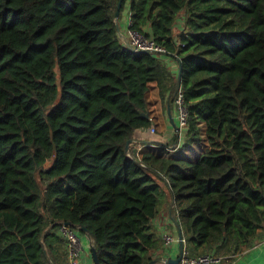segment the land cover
I'll return each mask as SVG.
<instances>
[{
    "label": "trees",
    "instance_id": "16d2710c",
    "mask_svg": "<svg viewBox=\"0 0 264 264\" xmlns=\"http://www.w3.org/2000/svg\"><path fill=\"white\" fill-rule=\"evenodd\" d=\"M124 10L168 53L132 50ZM153 84L175 147L205 123L197 160L127 151L152 125ZM165 199L191 256L264 227V0H0V264H70L65 222L100 264L156 261Z\"/></svg>",
    "mask_w": 264,
    "mask_h": 264
},
{
    "label": "crops",
    "instance_id": "0c3cea01",
    "mask_svg": "<svg viewBox=\"0 0 264 264\" xmlns=\"http://www.w3.org/2000/svg\"><path fill=\"white\" fill-rule=\"evenodd\" d=\"M128 17L120 25L124 34L127 33ZM122 23L124 26H122ZM148 112L152 122L151 127L138 130L135 133V138L139 140V143L136 145L139 158H142L146 153H152L161 158L167 157L195 161L208 147L209 142L205 132V123L201 124L203 128V140L201 142H194L191 145L178 148L175 147V144L171 143L177 130L170 118L171 116H175L177 119V113L173 116L170 110L168 112L164 110L160 90L156 84H153L148 91ZM152 127L155 128V131H152ZM142 141L147 142L142 143ZM168 143L173 145H165ZM170 203L169 199H165L160 213L151 222V232L154 233L159 243L157 249L152 253L156 261L176 258L180 255V244L178 242H174L170 246H166L163 242V234L166 232L179 237V228L174 222L175 217L170 213L173 204L170 205ZM80 236L84 248L80 264H94L91 255V237L87 233H80ZM222 257L224 264H264V227L260 228L257 237L251 244L244 245L238 252L224 253Z\"/></svg>",
    "mask_w": 264,
    "mask_h": 264
},
{
    "label": "built area",
    "instance_id": "2783aa9c",
    "mask_svg": "<svg viewBox=\"0 0 264 264\" xmlns=\"http://www.w3.org/2000/svg\"><path fill=\"white\" fill-rule=\"evenodd\" d=\"M132 20H128L127 33L129 36V46L135 52L148 51L153 53H168L165 46L158 44L153 38L147 37L142 32L131 27ZM181 41L178 39L177 44ZM178 116L180 126L187 123V111L184 107L183 97L180 94L177 98ZM154 130L155 128L152 127ZM60 234L66 240L67 255L70 264H80L83 253V243L79 231L71 225L62 223L59 228ZM185 241V239H184ZM163 242L166 246H170L174 242H180L179 237H175L169 232L163 234ZM154 264H170L168 259H161ZM179 264H224V259L221 255L215 253H204L200 255L191 256L187 249H185L182 259Z\"/></svg>",
    "mask_w": 264,
    "mask_h": 264
},
{
    "label": "water",
    "instance_id": "95a60500",
    "mask_svg": "<svg viewBox=\"0 0 264 264\" xmlns=\"http://www.w3.org/2000/svg\"><path fill=\"white\" fill-rule=\"evenodd\" d=\"M121 4H122V1H120L119 5H118V8H117V11H116V19H118L119 16H120ZM181 74H182V69L180 68L179 69V72H178V78H177V90H180V88H181V83H182V76H181ZM170 112H171V110H170ZM145 116L149 117V112L145 113ZM170 119L173 122V124L175 125L176 129H179V126L174 121V117L171 116ZM132 141H137L138 142L139 140L138 139H130V140H128L127 141V145H126L127 151H129V149H130V143ZM175 223L178 225L179 222L178 221H175ZM65 224L70 225L69 222H65ZM179 240H180V242H179V244H180V255L178 257H176V258H170V259H168V262L170 264H179L180 261H181V259H182V255H183V253H184V251L186 249L185 241H184V237H183V232H182V229L181 228H179ZM45 252H46V249H45ZM92 253H93L94 262L96 264H100L99 259H98V255H97V250H96V247L95 246L92 247ZM154 263H155V261H150L148 264H154Z\"/></svg>",
    "mask_w": 264,
    "mask_h": 264
},
{
    "label": "rangeland",
    "instance_id": "374dc122",
    "mask_svg": "<svg viewBox=\"0 0 264 264\" xmlns=\"http://www.w3.org/2000/svg\"><path fill=\"white\" fill-rule=\"evenodd\" d=\"M183 14V13H182ZM127 17V11H123V13H122V16H121V21L120 22H123L124 21V19ZM179 21H178V23H180V24H182L183 23V20H182V16H180L179 18ZM123 24V23H122ZM122 26H124V24L122 25ZM176 29H177V31L179 30V27H178V25H176ZM127 31V30H126ZM177 31H176V33L175 34H178L177 33ZM152 131H155V130H153L152 129ZM186 246V245H185ZM227 250L225 249V248H222L220 251L218 250V252H216L218 255H223L224 253H227L226 252ZM228 252H230V251H228Z\"/></svg>",
    "mask_w": 264,
    "mask_h": 264
}]
</instances>
